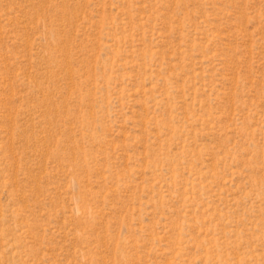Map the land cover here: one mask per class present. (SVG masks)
I'll use <instances>...</instances> for the list:
<instances>
[{"label": "rangeland", "instance_id": "rangeland-1", "mask_svg": "<svg viewBox=\"0 0 264 264\" xmlns=\"http://www.w3.org/2000/svg\"><path fill=\"white\" fill-rule=\"evenodd\" d=\"M0 264H264V0H0Z\"/></svg>", "mask_w": 264, "mask_h": 264}]
</instances>
